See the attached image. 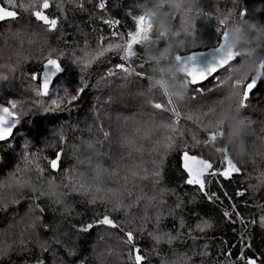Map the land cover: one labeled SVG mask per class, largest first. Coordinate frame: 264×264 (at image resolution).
Masks as SVG:
<instances>
[{"label":"trees","instance_id":"16d2710c","mask_svg":"<svg viewBox=\"0 0 264 264\" xmlns=\"http://www.w3.org/2000/svg\"><path fill=\"white\" fill-rule=\"evenodd\" d=\"M21 2L30 4L32 0H16L15 9L0 0V5L17 12L15 19L0 21V74L9 76L7 82H0V104L6 105L14 99L21 119L12 137L0 142V183L4 185L0 188V242L8 245L16 241L11 250L0 253V264H133L129 246L123 243L128 231L134 233L135 245L145 257L142 264H173L180 258L184 264H243L238 257L245 245H250L244 247L245 258L264 264V227L260 224L264 217V184L258 180L264 171V73L249 95L246 107L239 109L248 128L246 153L241 158L228 156L240 172L228 178L220 175L226 168L224 154H212L213 144L195 145L192 136L203 141L207 133L201 123L185 118L198 115L223 98L224 104L216 112V119L220 121L219 115L228 105V94L237 92L233 82L246 76L250 80L256 68L264 63V0H189L186 17L162 9L169 13L171 29L176 33L174 38L163 37L152 17L139 10L141 5L151 8L158 0H104V9L98 7L101 0H49L47 9H42L43 0H38L36 7L27 12L19 7ZM194 2L201 16H195V10L189 11L194 9ZM244 9L246 15L241 16ZM35 10L56 19V29L49 31L47 25L36 20L32 15ZM133 16H146L151 25L149 38L134 46L137 56L122 61V53L109 51L81 70L82 65L75 60L85 50L94 51L108 43L121 42L112 36L113 31L123 34L126 43L127 33L135 30ZM105 20L120 23L112 27ZM219 20H225V25H219ZM217 27H236L240 40L235 60L216 73L221 87L212 78L188 86L185 77L178 74L176 82L186 92L183 100L177 101L153 85L157 75L169 81L172 77H164L167 61L160 62L159 73L154 70L156 66L150 62L152 55L165 48L169 40L180 43L175 51L181 55L214 47L221 35ZM53 49L57 51L52 52ZM49 53L59 61L61 74L42 103L29 86L39 85L42 65ZM248 62H254L253 73H232V68ZM122 63L130 66L128 74L116 68ZM109 71L114 74L109 76ZM33 75L38 77L36 81L31 79ZM64 89L77 94L78 99L71 104L65 101L61 110L44 113V106L50 105L51 98L61 96ZM197 89L204 91L201 94ZM167 99L180 107L179 128L183 136H176L175 147L160 158L148 153L129 155L122 137L138 127L151 126L171 116L153 106L157 102L166 103ZM221 129L224 136L227 128L221 124ZM54 130L62 131L65 139L61 142L57 138L56 145L49 147ZM103 132L109 133L107 139ZM96 138L102 145L97 144ZM219 143L223 141L217 139L214 144ZM88 144L94 145L95 150H89ZM185 151L189 156L213 164L212 171L217 175H205L206 191L215 193L219 199L209 200L198 190V185L185 183L188 178L182 167ZM57 153L62 154L57 170L53 171L44 158L52 159ZM25 154L38 159L26 165ZM113 157H122L125 165H142L149 170L147 179L136 181L135 186L132 183L126 186L131 195L123 191L121 198L126 209L116 208L115 199H97L92 203L90 194L72 191L73 183L77 186L88 181L99 183L97 166L105 173ZM37 163L45 169L44 173ZM17 169L22 170V176L15 179L17 182L30 181L39 190L20 192L9 187L10 177L20 175ZM157 169L158 182L151 175ZM126 174L121 170L116 178L105 177L104 186L122 189ZM57 184L59 190L50 188ZM238 192L244 195H237ZM145 196L157 199L150 204ZM61 198L70 207L68 213L57 205ZM225 211L232 213V222L225 218ZM236 212L243 217L244 224ZM105 215L120 227L99 225L98 221ZM35 217L40 219L31 227ZM202 221L211 227L200 231L197 226ZM89 224L93 225L91 229L80 231ZM22 232L25 243L20 244ZM165 233L178 238L172 243L157 244L153 234Z\"/></svg>","mask_w":264,"mask_h":264},{"label":"snow or ice","instance_id":"6c2138e0","mask_svg":"<svg viewBox=\"0 0 264 264\" xmlns=\"http://www.w3.org/2000/svg\"><path fill=\"white\" fill-rule=\"evenodd\" d=\"M38 0H32V3L25 4L21 2L19 7L22 8L24 11H29L30 9H34L36 7V3ZM4 4L10 6L11 9H15L17 7L16 0H4ZM49 0H43L41 5L42 9L49 8ZM98 7L100 9H104L105 3L104 0H101ZM195 10V16H201V11L195 7L194 2V9H189L190 12ZM204 14V13H203ZM32 15L35 16L36 20L42 21L45 25L48 26V30L52 31L55 30L57 27V20L56 19H49L48 16L44 15L41 10H35L32 12ZM240 15H246V9L241 10ZM17 16V12L15 10H10L9 8H5L4 6L0 5V21L5 19H15ZM132 19L135 22V30L129 31L127 33V41L124 43L125 37L123 34H120L116 31L112 32V36L118 37L121 42L118 43H108L106 47H98L94 51L85 50L82 57L80 59L75 60L76 64L82 65L81 70L87 69L91 63L97 60L99 57L105 55L106 52L115 51L122 53L120 59L122 61H129L132 58L137 56V53L134 51L135 45H141L143 41L149 38L151 25L149 20L146 16H133ZM104 23L109 24L112 27H115L120 23L119 20L111 21L105 20ZM225 20H219V25H225ZM217 31L221 35V41L218 43L216 51L219 55L215 58V62L209 64L207 69L199 68L198 64L196 63V55L189 54L182 56L178 54L176 56L177 62L181 65V71L185 76V80L190 85H197L202 84L204 81L209 80L212 78L215 81L216 86L221 87V82L219 80V76L216 75L217 72L226 68L230 63L233 62L235 56L231 53L224 54V41L227 39V33L224 29L217 27ZM192 49V48H191ZM56 49H53L52 52H56ZM51 53H49V58L46 61L44 66V71L40 79V84H30L29 89H34L35 96L40 98V101L43 103V98L49 97L50 88L49 85L53 79V77L61 71V65L59 61L55 58H51ZM62 55V53H61ZM143 66V65H141ZM129 67L125 66V64H119L116 68L120 69L122 72L128 74ZM264 73V63L259 65V72L251 76L249 80V76L242 78L241 80L234 81L233 86L237 89L236 92V104L238 108L246 107V101L248 100L249 94L251 90L256 86L258 80L261 77V74ZM113 71H109L108 75H113ZM136 75H140L136 72ZM146 78V77H145ZM33 81H36L38 77L33 75L31 77ZM9 80V76L0 74V82H7ZM26 89V90H29ZM83 88L79 89V92H83ZM199 93H203V89L196 90ZM194 97H188V99H192ZM78 99L77 94H71L67 89L63 90V94L58 97L51 98L50 105L44 106L43 112L48 113L50 111H57L61 110V105L67 101L68 104H71L73 101ZM224 99L218 98L217 101L211 106L208 107L207 110L200 112L196 116L187 115L185 118L188 120L195 119L203 126V130L207 133V139L201 141L195 135L192 136V140L195 141V145H199L203 143L205 146L209 144H214L217 139L222 138L223 131L221 129V122L216 119V112L218 107L223 106ZM156 109H161L163 112L171 113L172 115L168 118L162 120L160 123H154L151 126H142L135 129L132 133H127L122 137V143L127 147L129 155L133 153L143 156L145 153L150 155L156 156L157 158L166 155L167 152L175 147V138L176 136H183V131L179 128V122L181 118V110L180 107L173 106L171 101L167 99L166 103H154L153 105ZM17 104L14 99L9 100L7 104H0V142L7 141L12 137L14 129L21 123L20 115L16 111ZM12 120L13 123L9 124V121ZM91 131V129H89ZM103 136L105 139L108 138L109 133L103 132ZM57 138L59 141L64 142V136L62 131L54 130L52 133L51 139L48 141L49 147H54L57 143ZM97 144L100 146L102 145V141L99 138H96ZM147 142L145 144L144 142ZM25 149L29 147V144L26 142L24 145ZM217 152L220 149H216ZM224 162L226 168L223 171H220L219 174L223 175L225 178H228L232 173L240 172V169L236 166V164L229 158L227 154V149H224ZM103 153V152H102ZM62 153H57V155L52 158L48 159L45 157L44 159L47 160L50 169H57L59 165L60 156ZM25 164H31L38 157L25 154L23 156ZM184 160L186 163L184 164V168L188 173V178L186 179L185 183L188 185H198V190L204 194L209 200L212 199H219L215 193L209 194L206 191V184H205V175H217L216 171H212L213 164L204 159H198L194 156H189L187 151L184 152ZM193 161L192 164L187 163V161ZM39 166V164L37 163ZM39 170L44 173L45 169L39 166ZM121 170H124L127 174L124 176V187L122 189L117 188H107L104 186V178L108 177L109 179L118 177ZM17 172L20 173L19 176L12 175L10 179H19L22 176V170L17 169ZM149 174V170L144 168L142 165H125L123 162V158H115L113 157L111 160L110 167H107V171L104 173L103 179L99 183L87 182V183H77L72 184V191H80L82 194L91 195V202L95 203L97 199L100 200H108L111 201L115 199L116 208H125L126 205L121 198L123 191H127L128 195H131V190L127 189V185L132 183L135 186L136 181L147 179ZM151 175L157 179L160 175L159 170H153ZM260 183L264 184V171H262L258 177ZM3 184L0 183V188H3ZM10 187V185H9ZM227 195V194H225ZM237 195L243 196L244 192H238ZM41 197V196H40ZM40 197H34V199H39ZM145 199L149 200V203L152 204L156 201V197H147ZM38 206V205H37ZM177 207H180L177 204ZM233 212H235V205L232 206ZM41 211H43L41 209ZM225 218L231 221L232 213L229 211L224 212ZM236 216L239 218L241 224H244L245 221L243 217L240 216L238 212H236ZM160 215H157V221L160 219ZM40 217H35L31 227H35V221L39 220ZM255 222V221H253ZM99 225H106L110 228H117L120 227L116 222H114L108 215H105L102 219L98 221ZM260 224L264 227V217H261ZM93 225L89 224L87 227L80 229V231H88L91 229ZM211 224L207 221H202L197 228L200 231H203L206 228H210ZM126 239L123 241L124 244L129 246V258L133 261V264H142L145 260V257L140 254V249L136 247L134 242V233L132 231L126 232ZM178 237L172 236L170 234H153V239L159 244L162 241H166L167 243H172L173 240L177 239ZM16 241H13L15 244ZM19 243H25L24 240V233H21L19 238ZM13 244L5 245L0 242V253L6 252L11 250ZM244 247H250V245L242 246L241 253L238 257L243 264H257L256 259L248 258L246 259L244 256ZM230 255V253H229ZM173 264H184L183 258L174 261Z\"/></svg>","mask_w":264,"mask_h":264},{"label":"clouds","instance_id":"9594fccd","mask_svg":"<svg viewBox=\"0 0 264 264\" xmlns=\"http://www.w3.org/2000/svg\"><path fill=\"white\" fill-rule=\"evenodd\" d=\"M189 0H158L157 4L152 6L151 8L146 5L140 6V11L145 12L146 14L152 17V22L156 28V30L165 38L175 37L176 33H173L169 21V13L162 11V9H168L170 12L175 13L176 15L185 16L188 11ZM188 21L185 19V25H187ZM261 37H257L260 39ZM240 43V40L236 38L233 31L230 29L228 33V40L225 44V50L227 51L229 48L235 47ZM180 46V43H173L172 40H169L166 43L165 48L161 49L159 53L152 55L150 58V62L156 66L155 71L159 73V65L161 61H167V67L163 69L164 77H172V81H169L166 78H163L157 75L152 83L156 87H160L162 90L167 91L172 97H174L177 101H182L185 96V87L176 82L178 74L181 69L178 66V62L176 60V51L175 49ZM252 56H255V52L252 53ZM232 73L240 74L242 72L253 73L255 71L254 62H248L244 65L237 66L232 68ZM147 79V76H146ZM228 105L225 109L220 113L219 119L223 126L227 128L226 134L220 138L223 143L213 144L211 146V153L215 155L224 154V149H227L228 155L236 156L237 158H241L246 153V137L248 135V128L245 123V120L240 116L239 108L236 104V92L235 90L231 91L227 96ZM43 107V105H41ZM86 147L89 150L94 151V145L88 144ZM219 148L220 151L217 152L216 149ZM96 175L99 180L103 179L104 173L100 166L96 168ZM10 186L19 190L20 192H32L38 191V187L32 184L30 181L25 183H19L15 179L9 180ZM51 189L59 190V185H50ZM57 205L63 206L64 213H68L70 211V207L66 205V202L61 198L60 203Z\"/></svg>","mask_w":264,"mask_h":264},{"label":"water","instance_id":"95a60500","mask_svg":"<svg viewBox=\"0 0 264 264\" xmlns=\"http://www.w3.org/2000/svg\"><path fill=\"white\" fill-rule=\"evenodd\" d=\"M230 29L233 31V33H234V35L236 36V38L239 39V30H238L237 28H234V27H227V28L224 29V31H226V33H227V39L224 41V46H225V44H226V42H227V40H228V33H229V30H230ZM221 35H222V33H221ZM221 35H220V38H219V42L221 41ZM219 42H218V43H219ZM217 45H218V44H217ZM217 45L214 46V47H210V48L204 49V50H199V51L190 52V53H187V54H184V55L195 54V55H196V63L198 64L199 68H201V69H207L208 66H209V64L214 63V62H215V58L219 55V53L216 51ZM237 46H238V45H236L235 47L229 48L227 51L225 50V47H224V48H223V53H224V54H229V53H231V54H233V55L235 56V51H236ZM177 55H178V54H177ZM177 55H176V56H177ZM184 55H182V56H184ZM234 60H235V59H234ZM234 60H233V61H234ZM46 61H47V60H46ZM46 61H45V62L43 63V65H42V70H41V72H40V77L42 76V73H43V71H44V66H45V64H46ZM230 64H231V63H230ZM230 64H229V65H230ZM229 65H228V66H229ZM178 66H179V68L181 69V65H180L179 63H178ZM258 72H259V67L256 68V71L254 72V74H253L252 76L256 75ZM60 74H61V71H60L59 73H57V74L53 77V79H52V81H51V83H50V85H49V88H51V86H52L54 80H55ZM179 74H180L181 76L185 77V76L183 75L182 71H180ZM40 77H39V78H40ZM250 78H251V77H250ZM206 81H207V80H206ZM258 81H259V80H258ZM204 82H205V81H204ZM39 84H40V79H39ZM257 84H258V82H257ZM257 84H256V86H257ZM197 85H199V84H197ZM256 86H255V87H256ZM255 87L251 90L250 94H251L252 91L255 89ZM250 94H249V95H250ZM11 123H13L12 120L9 121V124H11ZM185 163H186V161L184 160V157H183V159H182V167H183L184 172H185L186 175L188 176V173H187V171H186L185 168H184V164H185ZM187 163L192 164L193 161L189 160V161H187ZM52 170H53V171H56L57 169H52Z\"/></svg>","mask_w":264,"mask_h":264},{"label":"rangeland","instance_id":"374dc122","mask_svg":"<svg viewBox=\"0 0 264 264\" xmlns=\"http://www.w3.org/2000/svg\"><path fill=\"white\" fill-rule=\"evenodd\" d=\"M234 28H236V27H234Z\"/></svg>","mask_w":264,"mask_h":264},{"label":"bare ground","instance_id":"6f19581e","mask_svg":"<svg viewBox=\"0 0 264 264\" xmlns=\"http://www.w3.org/2000/svg\"><path fill=\"white\" fill-rule=\"evenodd\" d=\"M40 77V76H39Z\"/></svg>","mask_w":264,"mask_h":264}]
</instances>
